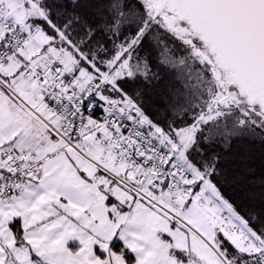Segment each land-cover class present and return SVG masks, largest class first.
<instances>
[{"label":"snow or ice","instance_id":"obj_1","mask_svg":"<svg viewBox=\"0 0 264 264\" xmlns=\"http://www.w3.org/2000/svg\"><path fill=\"white\" fill-rule=\"evenodd\" d=\"M233 143L264 158V0H0V264H264Z\"/></svg>","mask_w":264,"mask_h":264},{"label":"trees","instance_id":"obj_2","mask_svg":"<svg viewBox=\"0 0 264 264\" xmlns=\"http://www.w3.org/2000/svg\"><path fill=\"white\" fill-rule=\"evenodd\" d=\"M177 87L179 85L173 82L171 76L163 75L145 94L146 107L150 111L162 109L169 98V90ZM222 165L233 178L226 194L237 206L256 212L264 209V158L259 151H249L245 144L233 143L231 151L225 150Z\"/></svg>","mask_w":264,"mask_h":264}]
</instances>
